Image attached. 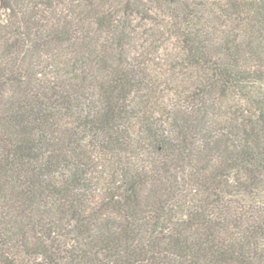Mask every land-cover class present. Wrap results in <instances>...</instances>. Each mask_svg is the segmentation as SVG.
<instances>
[{"label": "trees", "instance_id": "1", "mask_svg": "<svg viewBox=\"0 0 264 264\" xmlns=\"http://www.w3.org/2000/svg\"><path fill=\"white\" fill-rule=\"evenodd\" d=\"M0 264H264V0H0Z\"/></svg>", "mask_w": 264, "mask_h": 264}, {"label": "rangeland", "instance_id": "2", "mask_svg": "<svg viewBox=\"0 0 264 264\" xmlns=\"http://www.w3.org/2000/svg\"><path fill=\"white\" fill-rule=\"evenodd\" d=\"M166 54V53H165ZM233 104V103H232ZM229 106H231V105H229Z\"/></svg>", "mask_w": 264, "mask_h": 264}]
</instances>
